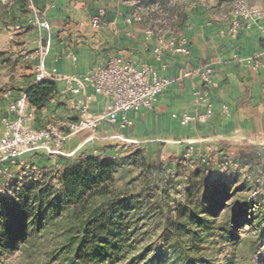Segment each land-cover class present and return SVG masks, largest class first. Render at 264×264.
<instances>
[{"label": "crops", "instance_id": "0c3cea01", "mask_svg": "<svg viewBox=\"0 0 264 264\" xmlns=\"http://www.w3.org/2000/svg\"><path fill=\"white\" fill-rule=\"evenodd\" d=\"M32 3L34 9L28 0H8L6 13L0 18L8 28L13 27L16 38L25 44L21 59L29 64L28 71H32L29 75L23 67V74L11 82L13 90H8L9 97L1 95L0 131L3 119L8 116V104L34 85L38 64L34 54L39 49L40 37H44L49 48L45 68H56L62 76L85 74L105 64L108 54L121 52L137 67L151 65L172 81L152 110L130 114L134 122L130 129L121 131L104 124L98 130L97 141L90 140L89 131L72 137L65 146L66 157L58 161L62 169L78 163L77 152L87 142L97 146L93 152L103 156L129 146L140 151L148 162H162V156L176 161L190 146L195 159L217 153L238 157L247 148L264 150V67L255 69L248 63V59L260 57L264 65V18L233 38L228 35L232 8L226 11L220 0H184L186 6L177 8L171 20L161 24L152 19V11L139 15L124 0H33ZM101 9L105 11L104 18L100 27L94 29L92 17ZM137 16L142 17L141 23L135 21ZM129 18L134 19L133 23H128ZM38 22L48 23L49 29H41ZM22 29L25 33L18 36ZM149 29L154 31V36L146 40ZM181 36L188 39L191 54L174 53L165 45L163 57L157 61L154 50L158 39L163 37L168 43L173 37ZM205 67L213 70L215 82L208 98L213 115L205 123L181 126L172 115L194 112L196 93L204 86L196 71ZM179 69L190 75L182 76ZM51 81L57 86L56 94L45 106H32L36 112L32 124L35 129L49 122L74 119L61 95L66 83ZM107 104L108 99L95 96L90 111L100 114ZM122 140L124 144L120 143ZM37 155L40 154H28L25 159L42 166L38 158L41 155ZM46 165L50 166L49 161Z\"/></svg>", "mask_w": 264, "mask_h": 264}, {"label": "trees", "instance_id": "16d2710c", "mask_svg": "<svg viewBox=\"0 0 264 264\" xmlns=\"http://www.w3.org/2000/svg\"><path fill=\"white\" fill-rule=\"evenodd\" d=\"M56 92L50 80L31 86L25 95L31 106L40 108ZM132 156L149 173L156 169L158 176L161 167L148 163L140 151ZM235 159L252 168L262 155L253 148ZM125 168L122 159L87 157L65 166L44 185L31 183L21 197L13 193L1 200L0 254L40 252L46 264H232L221 256L241 243L237 234L242 221L236 215H218L230 196L227 175L206 178L201 170L192 172L186 203L168 207L158 239L140 247L137 234L147 213L139 211L148 205L128 191L130 184L119 186V172ZM41 240L51 245H36Z\"/></svg>", "mask_w": 264, "mask_h": 264}, {"label": "built area", "instance_id": "2783aa9c", "mask_svg": "<svg viewBox=\"0 0 264 264\" xmlns=\"http://www.w3.org/2000/svg\"><path fill=\"white\" fill-rule=\"evenodd\" d=\"M28 1L32 7L33 0ZM104 15L105 11L101 9L92 17L91 24L94 29L100 27ZM263 18L264 9L250 5L246 0H236L229 14L228 35L235 38L240 31L250 28ZM133 20L129 18L128 23H133ZM135 21L141 23L143 19L137 16ZM38 24L43 30L49 29L46 22ZM153 36L152 29L146 31V40ZM165 45L174 53L186 56L191 54L186 37H173L168 43L161 37L154 50L157 61H161ZM48 51L44 37H40L39 49L34 54L38 60L34 85L50 80H63L66 88L61 91V95L74 113V119L49 122L46 126L35 129L32 124L36 119V112L32 110L25 94L8 104V116L3 119V129L0 131V201L12 195L18 188H24L29 182L44 185L48 178L57 176L63 170L58 159L67 155L65 146L72 137L84 131L95 133L104 124L117 127L121 131L133 127L130 114L152 110L160 95L172 83L151 65L137 67L134 62L125 59L121 52L108 54L105 64L93 67L85 74L62 76L56 68H45L44 59ZM248 63L255 69L264 67L260 57L250 58ZM196 72L201 75L204 86L196 93L194 112L172 115L181 126L205 123L213 115V105L208 101L210 90L215 85L213 70L205 67ZM179 73L184 77L190 75L183 69H179ZM9 94L4 93V97L8 98ZM95 96L108 99L106 110L100 114L90 111L89 105ZM28 154L44 156L50 166L39 167L28 162L25 159ZM162 162H169L160 170L158 177L170 195V209H175L182 203L192 172L201 170L203 176L209 178L228 172H240L247 176L248 170V166H242L229 154L202 155L195 159L193 146L179 159V166L165 156H162ZM53 168L57 171L54 172ZM55 185L59 187L58 181H55Z\"/></svg>", "mask_w": 264, "mask_h": 264}, {"label": "rangeland", "instance_id": "374dc122", "mask_svg": "<svg viewBox=\"0 0 264 264\" xmlns=\"http://www.w3.org/2000/svg\"><path fill=\"white\" fill-rule=\"evenodd\" d=\"M134 6L139 15H144L145 11L154 14L152 19L158 24L171 20L172 15L177 11V8L185 7L184 0H124ZM236 0H220L223 8L229 11ZM250 5L258 6L264 9V0H246ZM8 0H0V18L6 13V3ZM128 4V3H127ZM13 27H7L5 23L0 22V97L8 90H13L12 81L21 76L23 67L29 75L32 71H28L29 64L21 59V52L25 49V44L21 42V38H16ZM25 33V30H20ZM27 31V30H26ZM15 37V38H12ZM99 130V129H98ZM98 130L91 133L90 140L97 141ZM124 141H120L121 144ZM93 144V143H92ZM90 143H85L77 152V160L80 162L87 157H96L97 153L93 152L97 146ZM253 149V148H247ZM135 150H131L129 146L119 147L118 150L109 154V157L122 159L124 162V170L119 172L121 179L120 187H126L133 195H141L144 203L148 205L139 213H147V218L140 223L138 231L137 245L143 247L156 241L159 237V230L162 226V216L167 213L169 193L161 185V181L157 174L148 172L142 168L143 161L133 158ZM262 159L254 166L248 167L247 176H243L240 172H228L225 175L230 180L231 187L230 196L224 199L218 208V215L223 214L238 216L242 221V226L238 232V238L241 243L234 247L226 248L221 257H228L232 259V264H264V191L262 185L264 184V150H259ZM65 153H67L65 151ZM40 156V155H37ZM66 157V156H64ZM231 157L236 158L231 154ZM42 166L36 161L35 165L39 167H46L48 160L42 155L38 157ZM61 158L58 159L59 162ZM136 166H130L134 164ZM179 166V159L173 161ZM154 163L157 167L163 168L169 162H148ZM44 164V165H43ZM137 167V168H136ZM141 168L143 169L141 171ZM160 170V169H159ZM158 170V171H159ZM130 171H132L130 173ZM143 173L140 176V173ZM160 172V171H159ZM203 178V177H202ZM204 179V178H203ZM31 183H27L24 188H18L14 193L15 196L21 197L25 188L29 187ZM191 187L189 181L185 187V197L181 204L186 203V193ZM263 228V231L261 230ZM36 245H51L45 241L38 242ZM0 264H46L43 262V257L40 252L35 255L23 253L21 250L17 252H4L0 254Z\"/></svg>", "mask_w": 264, "mask_h": 264}]
</instances>
